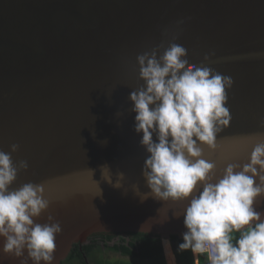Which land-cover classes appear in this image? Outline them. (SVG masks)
<instances>
[{
    "label": "water",
    "instance_id": "1",
    "mask_svg": "<svg viewBox=\"0 0 264 264\" xmlns=\"http://www.w3.org/2000/svg\"><path fill=\"white\" fill-rule=\"evenodd\" d=\"M170 43L189 64L233 80L230 123L215 149L201 146L218 179L264 140V0H0V150L18 145L13 163L28 164L10 190L44 187L49 208L34 223L51 215L61 226L52 264L93 235L141 233L163 244L186 231L189 201L150 194L129 100L144 86L137 56L159 57ZM254 207L264 212V198ZM3 244L0 264H34Z\"/></svg>",
    "mask_w": 264,
    "mask_h": 264
},
{
    "label": "clouds",
    "instance_id": "2",
    "mask_svg": "<svg viewBox=\"0 0 264 264\" xmlns=\"http://www.w3.org/2000/svg\"><path fill=\"white\" fill-rule=\"evenodd\" d=\"M186 55L184 47L170 43L159 57L155 50L137 56L144 86L129 100L136 114L134 130L142 134L140 145L148 154L142 175L156 199L189 201L179 250L205 255L208 264H264V212L254 207L264 198V140L255 144L248 163H230L215 178L216 166L202 158L201 146L215 149L217 134L230 123L226 89L233 80L189 64ZM18 147L0 150L3 253L21 258L26 251L34 264H52L61 226L51 215L48 223H34L49 208L43 185L10 190L18 172L28 168L26 161L13 163L11 153ZM163 244L170 247L167 240Z\"/></svg>",
    "mask_w": 264,
    "mask_h": 264
},
{
    "label": "trees",
    "instance_id": "3",
    "mask_svg": "<svg viewBox=\"0 0 264 264\" xmlns=\"http://www.w3.org/2000/svg\"><path fill=\"white\" fill-rule=\"evenodd\" d=\"M238 235V234H237ZM101 238H94L87 241L82 249L75 244L67 258L62 264H167L164 254V247L161 238L141 234L127 233L115 235H100ZM116 237H123L119 244L110 246L109 243ZM179 264H197L195 255L191 250H179L178 245L183 242L181 237L171 238ZM104 244L107 249L115 253H121L127 259L119 262H110L104 258V250L100 246ZM199 264H208L205 255H199Z\"/></svg>",
    "mask_w": 264,
    "mask_h": 264
},
{
    "label": "rangeland",
    "instance_id": "4",
    "mask_svg": "<svg viewBox=\"0 0 264 264\" xmlns=\"http://www.w3.org/2000/svg\"><path fill=\"white\" fill-rule=\"evenodd\" d=\"M121 238H123V237H116V238H114V240L112 242H110L109 245L110 246H113L115 244H119ZM169 242H170V247H166L164 245L165 252H166L165 259L167 257V259H166L167 262L166 263L167 264H178V261H177L178 258L176 256V253H174V249H173L174 247L172 245V242L171 241H169ZM113 254H109L108 253L107 254V258L108 259H113V261H117V259H118V261H123V259H127V261H129V258L128 257H124V255H116V254L113 255ZM194 255H195V257H197L195 253H194Z\"/></svg>",
    "mask_w": 264,
    "mask_h": 264
},
{
    "label": "flooded vegetation",
    "instance_id": "5",
    "mask_svg": "<svg viewBox=\"0 0 264 264\" xmlns=\"http://www.w3.org/2000/svg\"><path fill=\"white\" fill-rule=\"evenodd\" d=\"M122 235H124V234H122ZM94 238H101V237H100V235H93L92 237L89 238V240H90V239H94ZM89 240H87V241H89ZM87 241H86L84 244H82V245L79 244V245H80L79 248L82 249L83 245H85V244L87 243ZM100 246H101V247L103 248V250H104L103 255H104V258L107 259V261H110V262H119L118 259H117V261H113V259H108V258H107V254H108V253H109V254H113V253H114L113 255H115V254H116V255H122L121 253H115V252H112V250L107 249L106 246H105L104 244H101ZM113 246H114V245H113Z\"/></svg>",
    "mask_w": 264,
    "mask_h": 264
},
{
    "label": "crops",
    "instance_id": "6",
    "mask_svg": "<svg viewBox=\"0 0 264 264\" xmlns=\"http://www.w3.org/2000/svg\"><path fill=\"white\" fill-rule=\"evenodd\" d=\"M174 249V248H173ZM197 256V255H196ZM196 258V263L199 264V256L195 257ZM179 264V263H178Z\"/></svg>",
    "mask_w": 264,
    "mask_h": 264
},
{
    "label": "built area",
    "instance_id": "7",
    "mask_svg": "<svg viewBox=\"0 0 264 264\" xmlns=\"http://www.w3.org/2000/svg\"><path fill=\"white\" fill-rule=\"evenodd\" d=\"M196 254V253H195ZM197 256H199L200 254H196Z\"/></svg>",
    "mask_w": 264,
    "mask_h": 264
}]
</instances>
